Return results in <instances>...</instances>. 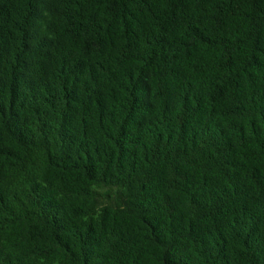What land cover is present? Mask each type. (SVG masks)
Masks as SVG:
<instances>
[{"label": "trees", "instance_id": "trees-1", "mask_svg": "<svg viewBox=\"0 0 264 264\" xmlns=\"http://www.w3.org/2000/svg\"><path fill=\"white\" fill-rule=\"evenodd\" d=\"M0 264H264V0H0Z\"/></svg>", "mask_w": 264, "mask_h": 264}]
</instances>
